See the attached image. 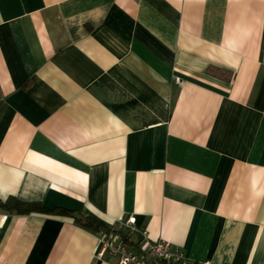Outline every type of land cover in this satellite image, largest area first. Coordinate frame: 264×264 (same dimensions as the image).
Returning a JSON list of instances; mask_svg holds the SVG:
<instances>
[{
    "label": "crops",
    "instance_id": "1",
    "mask_svg": "<svg viewBox=\"0 0 264 264\" xmlns=\"http://www.w3.org/2000/svg\"><path fill=\"white\" fill-rule=\"evenodd\" d=\"M9 197L0 264H116L79 215L264 264V0H0Z\"/></svg>",
    "mask_w": 264,
    "mask_h": 264
},
{
    "label": "built area",
    "instance_id": "2",
    "mask_svg": "<svg viewBox=\"0 0 264 264\" xmlns=\"http://www.w3.org/2000/svg\"><path fill=\"white\" fill-rule=\"evenodd\" d=\"M174 81L181 84L178 77H175ZM115 224L110 230L97 232V244L94 249L97 258L113 256L117 258L116 264H192L191 259L181 249L173 247L168 240H152L146 230L137 229L132 216L120 217ZM123 229L129 234H137L138 238L134 243L137 251H133L121 235ZM200 264L210 262L204 260Z\"/></svg>",
    "mask_w": 264,
    "mask_h": 264
},
{
    "label": "trees",
    "instance_id": "3",
    "mask_svg": "<svg viewBox=\"0 0 264 264\" xmlns=\"http://www.w3.org/2000/svg\"><path fill=\"white\" fill-rule=\"evenodd\" d=\"M0 208L9 212H16V213H29V212H41L46 211L47 209L43 207L40 203L36 202H23L18 200L15 197H9L5 201L0 200ZM63 214H74V211L67 210V209H60ZM76 221L89 229H93L95 231H99L101 227L104 225L92 218V217H83L82 215L75 216Z\"/></svg>",
    "mask_w": 264,
    "mask_h": 264
}]
</instances>
